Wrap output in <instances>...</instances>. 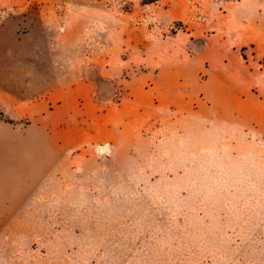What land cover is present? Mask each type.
Masks as SVG:
<instances>
[{
  "label": "rangeland",
  "instance_id": "rangeland-1",
  "mask_svg": "<svg viewBox=\"0 0 264 264\" xmlns=\"http://www.w3.org/2000/svg\"><path fill=\"white\" fill-rule=\"evenodd\" d=\"M1 26L0 102L82 79L130 120L67 149L8 120L0 264H264V0H0Z\"/></svg>",
  "mask_w": 264,
  "mask_h": 264
},
{
  "label": "crops",
  "instance_id": "crops-1",
  "mask_svg": "<svg viewBox=\"0 0 264 264\" xmlns=\"http://www.w3.org/2000/svg\"><path fill=\"white\" fill-rule=\"evenodd\" d=\"M8 32L6 28L0 27V37ZM250 38L259 41L260 35L254 34ZM26 54L25 52L23 55ZM25 68L30 69L22 65L19 70L23 73ZM19 70L11 67L13 72ZM25 83L23 80L22 87ZM9 84V89L18 88V84L11 85L12 81ZM259 101L264 105V95L259 97ZM0 110L4 115L0 120V169L10 153L9 121H13L16 128L17 121L25 118L28 123H25L22 129H18L22 132L23 138L27 136H32L35 140L44 138L51 146L67 149L97 141V138L105 133L117 136L122 131L120 126L130 120L127 113H118L117 117H105L109 111L104 112L98 106L94 99L92 84L82 79L70 83L56 82L33 99L8 98L7 101L0 102ZM261 117H264V112H261ZM20 143L21 141L18 144Z\"/></svg>",
  "mask_w": 264,
  "mask_h": 264
},
{
  "label": "trees",
  "instance_id": "trees-1",
  "mask_svg": "<svg viewBox=\"0 0 264 264\" xmlns=\"http://www.w3.org/2000/svg\"><path fill=\"white\" fill-rule=\"evenodd\" d=\"M153 1H156V0H147V2H153Z\"/></svg>",
  "mask_w": 264,
  "mask_h": 264
}]
</instances>
